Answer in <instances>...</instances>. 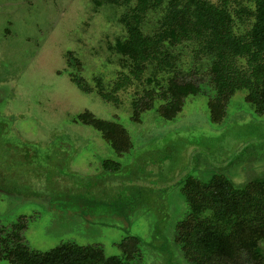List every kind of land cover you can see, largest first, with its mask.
<instances>
[{"label": "rangeland", "instance_id": "rangeland-1", "mask_svg": "<svg viewBox=\"0 0 264 264\" xmlns=\"http://www.w3.org/2000/svg\"><path fill=\"white\" fill-rule=\"evenodd\" d=\"M121 11L92 0H0V233L14 241L17 234L36 251L73 242L100 245L106 255H123L120 242L130 238V262L190 264L173 242L187 212L182 182L214 172L236 186L264 179V112L239 89L224 118L212 122L213 91L203 84L175 118L160 117V85L147 84L148 72L132 79L110 49L124 33ZM174 52L190 76L191 47ZM202 67L205 74L204 61ZM154 86L153 107L134 121L132 100ZM83 110L121 124L131 138L128 151L117 154L98 130L76 121ZM105 160L118 168H106Z\"/></svg>", "mask_w": 264, "mask_h": 264}, {"label": "trees", "instance_id": "trees-1", "mask_svg": "<svg viewBox=\"0 0 264 264\" xmlns=\"http://www.w3.org/2000/svg\"><path fill=\"white\" fill-rule=\"evenodd\" d=\"M92 1L96 7L122 8L117 20L124 33L110 49L126 62L132 79L140 81L148 72L147 84L160 85L157 95L162 102L155 110L163 119L175 118L186 97L199 94L203 84L213 91L207 100L212 122L224 118L230 97L239 89L245 90L244 100L255 112H264V0ZM179 45L191 47L194 57L188 77L174 52ZM68 59L78 65L71 52ZM203 61L205 74L199 70ZM158 74L164 76L162 82L156 78ZM206 78L208 83L203 82ZM128 79L125 76L117 82L114 91ZM80 80L73 81L81 86ZM155 86L132 100L134 121L139 122L141 112L153 107ZM100 94L111 98L108 93ZM76 121L98 130L119 155L132 146L128 131L115 120L84 110ZM103 163L118 168L116 162ZM181 193L187 212L175 224L173 242L190 264H264L260 247L264 240V179L236 186L222 172L212 173L207 180L187 175ZM14 236L17 241L0 233V260L10 264H137L130 262V238L120 242L123 255H106L100 245L73 242L36 251ZM131 238L139 242L138 237Z\"/></svg>", "mask_w": 264, "mask_h": 264}, {"label": "flooded vegetation", "instance_id": "flooded-vegetation-1", "mask_svg": "<svg viewBox=\"0 0 264 264\" xmlns=\"http://www.w3.org/2000/svg\"><path fill=\"white\" fill-rule=\"evenodd\" d=\"M84 111V110H83ZM104 164V163H103ZM107 168V167H106Z\"/></svg>", "mask_w": 264, "mask_h": 264}]
</instances>
